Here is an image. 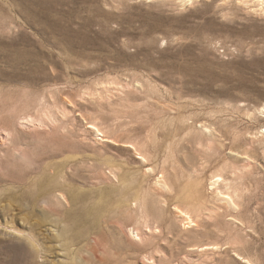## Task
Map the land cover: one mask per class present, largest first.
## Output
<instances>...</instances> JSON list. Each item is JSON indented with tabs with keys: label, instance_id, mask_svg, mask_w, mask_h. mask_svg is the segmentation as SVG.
<instances>
[{
	"label": "rangeland",
	"instance_id": "1",
	"mask_svg": "<svg viewBox=\"0 0 264 264\" xmlns=\"http://www.w3.org/2000/svg\"><path fill=\"white\" fill-rule=\"evenodd\" d=\"M66 1L0 0V43L32 54L31 70L19 76L25 82L9 71L0 77V130L16 128L11 144L0 140V192L67 164L68 183L107 206L97 220L105 241L99 254L115 260L119 249L107 236L119 237L124 222L152 231L126 241V264H264V14L221 13L215 0ZM51 4L79 29V64L64 61L54 44L63 35L38 14ZM27 119L33 123L21 127ZM109 168L121 169L123 187L146 196L142 208L132 201L127 212L117 203L119 183L104 178ZM158 181L167 182L165 191H156ZM106 198L117 204L105 205ZM177 206L196 225L185 226ZM29 215L14 221L0 213L4 253L13 234L6 225L28 234L25 221L42 219L36 231L43 237L64 226L56 227L62 215L49 205ZM51 236L43 240L49 258L63 261ZM207 245L219 250L201 255Z\"/></svg>",
	"mask_w": 264,
	"mask_h": 264
},
{
	"label": "bare ground",
	"instance_id": "2",
	"mask_svg": "<svg viewBox=\"0 0 264 264\" xmlns=\"http://www.w3.org/2000/svg\"><path fill=\"white\" fill-rule=\"evenodd\" d=\"M51 1L67 3L66 0H50V2ZM175 1L183 6H186L198 0ZM215 1H217V8L221 13H227V11L229 12L232 9H246L248 12L264 14V0ZM257 6H259V8H257ZM56 10L54 9V5L52 6L51 4V7H49L48 10L38 14L45 19V25L48 27V29L50 28L63 35L61 40H54V44L57 45V48L60 51L59 54L63 57L64 61H66L68 64H79V43H75L73 41V38L76 37L79 42V29H73L70 25L63 23L61 21V10L59 12H56ZM24 12V14L27 16H29L31 13L30 11ZM31 61L32 54L25 48L18 47V44L15 43H0V77L6 75V73L9 71L11 72L10 78L13 81L16 83L25 82L26 80L19 78V76L23 75L26 71L31 70ZM31 123H33V120L27 119L24 120L20 126L22 127L23 125V127H27V125H31ZM89 128L90 132L96 130L98 131V135H100L99 130L95 126L91 125ZM15 132L16 128L1 129L0 140L6 145L11 144V138ZM212 137L210 138V141L214 142ZM140 154L143 155L142 153ZM146 162L148 161H142V163ZM145 166L147 167L150 165L146 164ZM66 167L67 164L55 166L53 167V170H46L41 175L33 177V179L28 182V185L20 189H4V192H0V213L2 212L7 215L12 214L11 220L16 221L15 218L17 215L19 214L22 216L25 210H28L29 214H31L29 216L32 217L37 214V211L41 205L45 204L49 205V208L53 209L54 212L62 215V217L60 216V219L55 221L56 227L62 225L61 223L64 222L63 227H58L60 229L58 234L45 233V237H43L44 233L36 231L37 227L43 225L46 222L44 220L42 221V219H40V221L37 220L36 223H32L30 226V222L26 223V221L25 225H23V223L21 224L30 230L28 234H26V231H20L14 226L6 225V227L13 230V234H10V237L8 238L10 247L8 248L10 253H4L2 251L3 248L0 249V264H126V241H135L137 238L141 241H144V239L146 240L147 237L150 236L148 233L152 231L149 229L143 230V228L138 225L129 226L124 222H120L117 226V234L119 237H112V235L109 234L107 236L106 242V244H109L113 249L115 247L119 249L118 252H115L117 255L115 260L113 261V259L99 254L100 247L104 245L105 241L101 240V238L98 239V235L101 236V231L97 225V220L107 209V206L102 208V204H97V202L92 199V196L90 197V194H79L76 190V187L72 186V184L68 183L67 181L68 178L64 172ZM203 167L204 164L198 168L195 167L192 172L189 173V179H193L194 177L197 178L198 173L203 169ZM148 173H150L149 169L146 170V174ZM104 178L105 180L112 181L115 184L119 183V188H114L112 190L119 192L117 196V203L120 204V206H125L127 212L131 210L129 208V203L132 201L137 202L139 207H143L146 201V196L139 195L138 192L136 193L133 189H130V187H123L124 178L122 177L121 169H110L108 173L104 174ZM157 183L156 191L163 192L168 187L166 181H158ZM218 184L219 182L216 180L211 183V185L215 187V191L220 196H227H222L223 198L221 201L223 202V205L226 207H232L235 204L234 198L231 195H227V193L224 191H219L220 189ZM4 203L6 205H2ZM103 203L105 205L117 204L112 198L104 199ZM175 210L178 215L183 218L185 226L196 225L193 215L190 211L179 206H177ZM198 210L199 215L203 217V210L201 211V208ZM15 211L18 212L16 215L13 214ZM216 212L217 210L215 213ZM114 233L115 232L113 231V234ZM50 235H53L50 237V239H56L61 242V247L64 251L63 257H65L63 261L50 260L49 252L51 247L49 248L43 243V240ZM5 239L7 240V238ZM116 240L120 243L118 244ZM2 242L3 241L0 239V243ZM89 244L92 246V248L89 249L91 256L85 257L83 254V249ZM201 248L202 249L199 250L201 255L219 250L218 247L215 248L212 245L203 246ZM38 258H42L43 260L40 261ZM146 260L155 263V259L152 256H143L142 261L146 262ZM232 263L238 264L240 262L234 260ZM249 263L251 262L249 261Z\"/></svg>",
	"mask_w": 264,
	"mask_h": 264
}]
</instances>
